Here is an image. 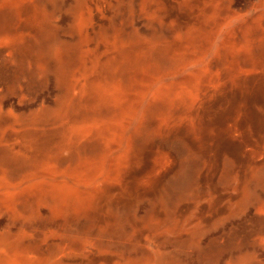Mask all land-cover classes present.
I'll return each instance as SVG.
<instances>
[{
    "label": "rangeland",
    "instance_id": "obj_1",
    "mask_svg": "<svg viewBox=\"0 0 264 264\" xmlns=\"http://www.w3.org/2000/svg\"><path fill=\"white\" fill-rule=\"evenodd\" d=\"M8 232L103 245L72 264H264V0H0Z\"/></svg>",
    "mask_w": 264,
    "mask_h": 264
},
{
    "label": "bare ground",
    "instance_id": "obj_2",
    "mask_svg": "<svg viewBox=\"0 0 264 264\" xmlns=\"http://www.w3.org/2000/svg\"><path fill=\"white\" fill-rule=\"evenodd\" d=\"M9 232L0 240V264H72L78 255H74L73 248L65 249L56 245L53 250H36L35 247L27 248L24 253L12 250ZM18 236L27 237L19 234ZM93 247H83L81 258L93 253Z\"/></svg>",
    "mask_w": 264,
    "mask_h": 264
},
{
    "label": "crops",
    "instance_id": "obj_3",
    "mask_svg": "<svg viewBox=\"0 0 264 264\" xmlns=\"http://www.w3.org/2000/svg\"><path fill=\"white\" fill-rule=\"evenodd\" d=\"M17 238L18 239H24V238H26V237H21V236H17ZM40 241V243L42 244V245H46V243L43 241V239H41V240H39ZM31 242H34V241H31ZM69 242V241H68ZM68 242H62V241H60V242H58L57 244L58 245H60L61 247H64V250L65 249H69V248H73V250L75 251L74 252V255H78V256H80L81 257V255H79V254H81V251H82V248L83 247H93V249H94V251L95 252H98V251H102L103 249L102 248H104L103 247V245L101 244V245H99L98 243H96V242H93V241H90L89 239H83V240H79V241H77L78 242V246L77 247H75V246H73V245H71V244H69ZM27 251V250H26ZM93 251V252H94ZM135 262V264H137V260H134ZM117 262H121V263H125L124 262V259H121L120 261L118 260Z\"/></svg>",
    "mask_w": 264,
    "mask_h": 264
}]
</instances>
